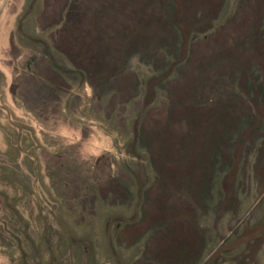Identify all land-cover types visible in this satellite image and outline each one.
<instances>
[{"label":"rangeland","instance_id":"374dc122","mask_svg":"<svg viewBox=\"0 0 264 264\" xmlns=\"http://www.w3.org/2000/svg\"><path fill=\"white\" fill-rule=\"evenodd\" d=\"M0 264H264V0H0Z\"/></svg>","mask_w":264,"mask_h":264}]
</instances>
